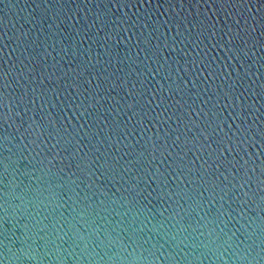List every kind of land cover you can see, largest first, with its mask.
Here are the masks:
<instances>
[{"label":"water","instance_id":"water-1","mask_svg":"<svg viewBox=\"0 0 264 264\" xmlns=\"http://www.w3.org/2000/svg\"><path fill=\"white\" fill-rule=\"evenodd\" d=\"M0 264H264V0H0Z\"/></svg>","mask_w":264,"mask_h":264}]
</instances>
